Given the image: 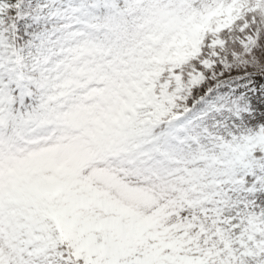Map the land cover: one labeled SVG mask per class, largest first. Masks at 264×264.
I'll return each mask as SVG.
<instances>
[{"label":"snow or ice","instance_id":"snow-or-ice-1","mask_svg":"<svg viewBox=\"0 0 264 264\" xmlns=\"http://www.w3.org/2000/svg\"><path fill=\"white\" fill-rule=\"evenodd\" d=\"M53 88L106 106L147 192L0 180V264H264V149L236 156L264 133V0H0L4 142L68 118Z\"/></svg>","mask_w":264,"mask_h":264},{"label":"rangeland","instance_id":"rangeland-1","mask_svg":"<svg viewBox=\"0 0 264 264\" xmlns=\"http://www.w3.org/2000/svg\"><path fill=\"white\" fill-rule=\"evenodd\" d=\"M78 94L71 101L61 94L51 98L54 109L69 114L67 119L34 125L19 135L11 150L3 153L0 149V180L16 181L18 174L29 167L34 182L58 171L61 178L74 176L72 184L85 192L112 193L117 182L137 191L141 189L142 193L147 192L143 178L124 163L122 152L112 147L99 148L95 144L98 135L119 129L107 119L106 106L87 90ZM131 145L135 151L137 143L134 138ZM255 147L264 149V133L248 137L236 153L237 158L249 152L253 154ZM207 156L205 159L192 153L182 154L180 167L200 171L208 183H219L221 177L228 179L215 171L223 170L224 162H214L212 153ZM260 201L264 203V197ZM249 229L260 231L258 218L254 223L249 220Z\"/></svg>","mask_w":264,"mask_h":264},{"label":"trees","instance_id":"trees-1","mask_svg":"<svg viewBox=\"0 0 264 264\" xmlns=\"http://www.w3.org/2000/svg\"><path fill=\"white\" fill-rule=\"evenodd\" d=\"M122 138H123L122 132H116V133L114 132L111 135H104V136L98 137L96 140V144H98L100 146H107L109 144H113L114 142H116L117 140L122 139ZM15 141L9 144V143L4 142V140L2 138H0V142L5 147V149H9L10 146H12L15 143ZM130 141H131V136H129L128 143ZM257 152H259V150H255L254 155ZM221 180H224V179H221ZM19 182H21V183L32 182L30 179L29 171L28 172L26 171L23 173V175L20 177ZM254 220H255V217H250L251 222H254Z\"/></svg>","mask_w":264,"mask_h":264}]
</instances>
